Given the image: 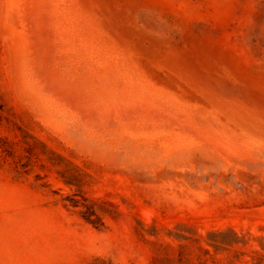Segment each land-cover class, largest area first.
Masks as SVG:
<instances>
[{
  "label": "rangeland",
  "instance_id": "obj_1",
  "mask_svg": "<svg viewBox=\"0 0 264 264\" xmlns=\"http://www.w3.org/2000/svg\"><path fill=\"white\" fill-rule=\"evenodd\" d=\"M0 264H264V0H0Z\"/></svg>",
  "mask_w": 264,
  "mask_h": 264
}]
</instances>
